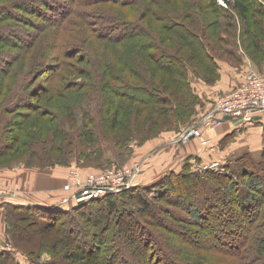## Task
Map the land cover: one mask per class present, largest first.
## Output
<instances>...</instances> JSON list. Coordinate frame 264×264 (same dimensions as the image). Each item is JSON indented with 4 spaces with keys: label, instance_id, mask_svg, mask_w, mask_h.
Segmentation results:
<instances>
[{
    "label": "rangeland",
    "instance_id": "1",
    "mask_svg": "<svg viewBox=\"0 0 264 264\" xmlns=\"http://www.w3.org/2000/svg\"><path fill=\"white\" fill-rule=\"evenodd\" d=\"M10 1L21 0H0V12L2 6ZM32 1V4H37L40 14L32 11L30 14H25L26 19L30 20L27 21L29 23L26 22V25L22 26L15 22L14 25L28 28L34 33L42 31L43 37L38 39L37 34L34 40L19 47L10 43L8 45L7 41H0V51L5 50L8 55L14 54L19 58L16 60L17 63L10 64L12 77L11 75L5 77L6 86L0 97V189L3 191H16L15 185L5 180L7 176L14 177L20 172L29 174L35 171L41 173L61 169L65 172V177L59 190L62 193L57 201L63 202L67 201L70 194L76 191V186H79L72 183L71 177L74 172H78L81 177H85L84 174L89 171L112 170L116 173L120 170L123 173L133 171L139 164L134 183H140L142 177L159 167L165 169L166 173L169 172L170 170L166 168L169 163H162V157L169 152L168 145L164 146L165 152L157 151L146 159L145 151L154 149L159 141H171L177 148H181L184 143L194 147L195 150L199 148L201 136L183 141L181 137L184 131L201 122L213 107L215 99L230 90L218 88L219 78L210 66L212 61L201 50L202 41L199 37L206 42L209 48L207 51H210V45L212 52L220 61L235 66L234 71L242 75L239 83L245 80L249 72L264 74V46L258 48L253 44L246 49L241 45L251 61L246 67L240 66L238 60L226 53L223 49L225 43L219 41L217 47V39L214 41L208 39L203 16L202 14L197 16V5H194L198 3L200 9L201 0ZM203 1L208 3L210 0ZM55 19L61 21L57 26L53 24ZM120 21L124 23L121 24ZM240 26H242L241 21L238 22L234 34L238 42H242L245 37ZM13 30L16 32L14 28ZM252 30L257 31V27H252ZM55 31L66 46L64 50L66 57L63 62L50 55L46 56L54 41L58 39L53 37ZM0 34L3 33L0 31ZM24 36L26 37V34ZM148 40H151V45L156 46V48H148V51L155 52L154 55L159 57L160 52L165 50L166 56L173 60L171 65H156L146 54L139 52L140 42ZM262 41L264 43V36ZM3 69L8 70V65ZM3 69L1 75L6 74ZM124 81L135 92L126 94V97H114L119 114L115 127L111 128L113 112H108L103 98L109 96L111 87L120 88ZM188 82L191 87L194 83L198 88L206 87L210 90L213 93L210 95L212 103L205 106V102L198 94L195 95L200 102L189 97ZM34 88L37 90V95L30 98L34 104L31 110L13 106L20 89L31 91ZM38 94L39 96L45 94L43 102L38 101ZM154 95L165 96V99L162 102L158 100L154 108L151 104H143V100L147 101ZM30 133H35L34 138H30ZM22 134L23 136L16 143L15 140ZM232 137L229 142L230 140L234 142ZM262 141L263 146L264 130ZM260 153L261 149L256 153L252 152L253 161L254 158L258 161L263 160ZM191 156L185 158L184 162L189 161L192 164L190 169L193 172L202 174L205 170L204 165L211 163L205 164L206 162H201L198 158L191 161ZM234 160L233 156L229 162L234 163L232 162ZM172 164L173 161L170 167L173 166ZM157 181L149 185L151 195L162 191L163 186ZM259 181L255 185L259 190L258 198L262 197L264 188L263 182ZM67 185H70L69 189H66ZM176 185H178L177 179H173L168 184L166 198L169 195L172 199L176 195ZM248 185L247 182L240 184L239 196L245 204L253 201L252 192L255 191ZM120 187L126 188L123 184ZM208 189L213 191L214 187L209 184ZM210 190L206 193L212 195ZM45 191L49 193V190ZM22 192L29 193L30 190L23 188ZM180 199L182 196H179ZM190 199L191 209L183 215L198 220L195 213L198 199L193 196ZM168 200H158L155 205L160 208H162L160 205L169 206L170 210L177 207ZM207 208L209 211L206 213L207 221L216 228L217 236L228 239V234L225 233V231L229 232L228 226L222 221L218 222L221 212L225 211L224 207ZM122 215V218L126 217ZM161 215L166 219V212H162ZM12 219L8 217L7 223L5 222L3 236L0 237V251L3 248L2 252H13L17 255L13 254L14 258L22 264H50L53 256L62 262L61 256H52L49 252L50 244L57 234L55 230L39 231L34 234L25 231L22 234L16 230V227L10 228ZM152 225L160 237L163 233L176 243L173 246L167 244L173 250L171 254L174 257L179 252L177 244L182 245V243L186 244V251L180 254L190 253L189 257H196L195 249L189 248L191 247L189 242L184 240L187 230H183L184 233L181 235L169 224L168 227L164 223V227ZM122 227L124 234L133 232L127 230L125 226ZM192 227L194 230L195 225L192 224ZM188 233L192 235L190 231ZM40 245L42 250L36 254L32 253L35 260H31L27 255L28 250L37 251ZM148 246L150 249H156V242ZM201 251L217 264L223 261L220 258L221 253L211 252L205 248ZM128 257L135 264V258L131 254ZM226 258L230 261V257L226 256ZM229 261L226 262L230 264ZM203 264H206L205 260Z\"/></svg>",
    "mask_w": 264,
    "mask_h": 264
},
{
    "label": "trees",
    "instance_id": "2",
    "mask_svg": "<svg viewBox=\"0 0 264 264\" xmlns=\"http://www.w3.org/2000/svg\"><path fill=\"white\" fill-rule=\"evenodd\" d=\"M233 1V4L230 2V9L218 5L215 0H210L208 3L201 0L200 9L198 3L194 5H197L198 8H196L197 16L200 14L203 16L208 39L210 41L217 39V47H219V41L225 43L223 49L226 53L236 57L234 53L238 42L235 40L234 34L239 21L242 22L240 28L245 36L242 42L239 41L240 45L245 46L246 49L253 44L258 48L264 46L262 41L264 36V0ZM32 3V0L10 1L7 5L2 6L0 31L3 34H0V41H7L8 45L12 44L19 47L34 40L37 34L38 39L43 37L44 32L42 31L34 33L28 28H20L19 26L26 25V22L30 21L26 19L25 14H30L32 11L34 13L40 12L38 6L36 7L37 4ZM73 7L75 8V2ZM62 13H64V10ZM105 17L112 19L110 16L105 15ZM5 21L7 23H2ZM15 22H18L19 25H14ZM60 22V20L55 19L53 24L57 26ZM120 23L123 24L124 22L120 21ZM255 26L257 31L252 30V27ZM19 29L21 31H17ZM24 34H26V37ZM231 35L233 37H230ZM53 37L58 39L54 41L46 56L50 55L63 62L66 57L64 51L66 46L57 31L53 32ZM199 38L202 41L201 50L212 61L210 66L213 68L216 77H218L216 55L212 52L210 45V51H207L209 48L206 42L202 37ZM151 44V40L140 42L139 52L146 54L156 65H171L173 60L166 56L165 50L160 52L159 57L154 55L155 52L148 51L154 47ZM15 56L14 54L8 55L5 50L0 51V97L6 86L5 77L10 75L12 77L10 64L12 62L17 63L16 60L19 59ZM5 65H8L6 71L3 69ZM2 69L6 72L5 75H1ZM187 87L190 92L189 97L200 102L189 82ZM111 89L108 93L109 96H105L103 99L108 107L106 108L108 112H113L111 128H114L119 114V110L116 109L117 102L115 98L126 97V94L135 92V90L130 88L125 81L120 88L113 86ZM36 92L35 88L31 91H21L20 89L13 106L31 110L34 107L31 99L34 95H37ZM39 94L38 101L43 102L45 94L40 96ZM164 97L154 95L147 101L143 100V104H151L154 108L158 104V100L162 102L165 99ZM233 134H228L226 139L229 140ZM29 135H31L30 138H34L35 133ZM22 136L23 134L19 135L15 142L17 143ZM251 155L252 153L246 151L235 158L232 161L234 163L228 162L218 170L206 168L202 174L193 172L190 169L192 164L186 161L180 171L170 170L167 173L165 172L164 175L160 176V180L157 179L158 181L155 180L149 184L134 183L118 192L106 193L87 201H75L73 194H70V198L66 199L67 201L57 204L9 205L5 211L6 223L8 217H12L10 228L16 227V230L22 234L25 231L34 234L39 231L55 230L57 234L50 244L51 250L49 252L52 256H61L63 263L53 256L50 264H134L132 259L128 257L130 254L135 258V264H161V262H163L162 264H203V260L206 261V264H217L213 262V259L202 254V248L221 253L220 258L223 259V261H220L221 264H228L226 261L229 260L226 256L230 257V264H264V188L262 189V197L258 198L257 193H259V190L255 186L259 180L264 185V144L260 153L263 160L258 161L257 158H254V162ZM89 173L90 171L84 175L86 176ZM173 179H177L178 185L175 186L176 195L172 197V200L169 195L166 198V193L167 188H169L167 186ZM156 181L160 185L162 184V191L151 195L149 185ZM245 182L249 184L250 189L252 187L255 190L252 192L251 200L253 201L247 204L243 203L239 196L240 184ZM209 184L214 187L213 191L208 189ZM208 190L211 191L212 195L206 193ZM179 196H182V199L179 200ZM192 196L198 199L195 209L198 220L183 215L184 212L191 209L192 202L190 198ZM164 199H171L168 202L175 203L174 205L177 207L170 210L169 206L160 205L162 207L160 208L155 205L156 201ZM211 206L224 207L225 211L221 212L218 222L222 221L228 226L229 232L225 231L228 234V239L218 237L215 232L216 228L207 221L206 213L209 212L207 207ZM162 212L167 213L165 215L166 219H163ZM122 214L127 218H122ZM151 221L152 224L163 227L164 225L168 227L169 224L172 229L181 235L184 233L183 230H187L184 240L189 242H187L191 246L189 248L195 249L194 256L196 257H189L190 253L182 255L186 251L185 243H182V245L177 244L179 252L174 257L171 254L173 250L167 244L173 246L176 243L163 233L160 237L154 231L155 227H153ZM192 224L195 225L194 230H192ZM122 226L128 228L127 230H133V232L124 234ZM188 231L192 233L191 236ZM203 235L204 237H202ZM152 242H156V249H150L148 246ZM198 249L200 250L198 251ZM40 250H42V245L37 251L28 250L27 255L31 260H35L33 254L40 252ZM156 253L159 255H156ZM13 254V252H2L1 250L0 264H22L14 258Z\"/></svg>",
    "mask_w": 264,
    "mask_h": 264
},
{
    "label": "crops",
    "instance_id": "3",
    "mask_svg": "<svg viewBox=\"0 0 264 264\" xmlns=\"http://www.w3.org/2000/svg\"><path fill=\"white\" fill-rule=\"evenodd\" d=\"M238 42V41H237ZM236 60L240 62V66H249L251 61L247 56L245 50L238 42V46L234 53ZM218 66V81L219 89L229 90L239 83L242 79V75L235 72V66L216 59ZM194 92L201 96L205 102V106H209L212 103L210 92L206 87L198 88L196 84H192ZM264 130V113L254 116L251 122L244 124H237L229 118H225L222 121L215 123L209 128L202 129V135L200 137V147L196 150L189 144L181 145V148H177L171 141H159L154 149L146 150L144 156L145 159L152 156L157 151H166L164 146L168 145L169 152L165 157H162V163L167 164L168 170L180 171L184 165V159L189 155H192L191 161L198 158L205 164L216 163L218 169L222 168L231 158H237L244 151L258 152L262 147V138ZM234 133V142L227 140L228 134ZM171 143V144H170ZM178 149V151H177ZM232 153L234 155H232ZM195 154L197 157H195ZM173 161V166L171 163ZM148 162V161H147ZM161 164V160L159 162ZM209 163V164H211ZM162 164V165H163ZM208 164V165H209ZM207 165V166H208ZM168 166V167H167ZM205 166V165H204ZM157 166H154V168ZM165 168V167H164ZM211 168V167H208ZM167 170V171H168ZM46 173V174H45ZM147 174V172L145 173ZM165 174V169H153L148 172L145 177H142L141 183L149 184L159 179L161 175ZM65 172L61 169H52L49 171H35L34 173H17L14 177L7 176L5 179L10 184L15 185L16 191L4 193L0 196V237L3 236L5 229V211L6 207L15 204H57V198L62 193L60 187L64 181ZM23 188L30 190L29 193L22 192ZM44 190V191H41ZM45 190H49L46 193ZM2 250V249H1Z\"/></svg>",
    "mask_w": 264,
    "mask_h": 264
},
{
    "label": "built area",
    "instance_id": "4",
    "mask_svg": "<svg viewBox=\"0 0 264 264\" xmlns=\"http://www.w3.org/2000/svg\"><path fill=\"white\" fill-rule=\"evenodd\" d=\"M215 1L226 9H230V2L231 4L234 2L233 0ZM262 113H264V74L249 72L242 83L217 97L213 107L203 117L202 121L188 127V131H184L181 138L185 141L192 137H199L203 128L213 126L225 119V116H229V120L241 125L251 122L254 116ZM135 167L133 171L123 173L120 170L116 173L112 170L90 172L85 178H82L78 172H74L71 177L72 183L79 184L76 186V191L72 193L75 201H87L106 193L118 192L122 189L120 187L122 184L125 187L131 186L136 179V169L139 168V164ZM208 167L218 170L216 163L205 165L203 169ZM69 186L67 185L66 189H69ZM4 193L8 192L0 189V196Z\"/></svg>",
    "mask_w": 264,
    "mask_h": 264
},
{
    "label": "water",
    "instance_id": "5",
    "mask_svg": "<svg viewBox=\"0 0 264 264\" xmlns=\"http://www.w3.org/2000/svg\"><path fill=\"white\" fill-rule=\"evenodd\" d=\"M225 118H229V116H225Z\"/></svg>",
    "mask_w": 264,
    "mask_h": 264
}]
</instances>
